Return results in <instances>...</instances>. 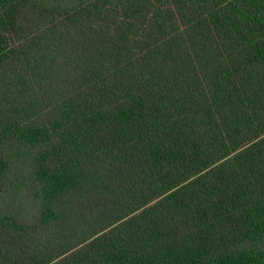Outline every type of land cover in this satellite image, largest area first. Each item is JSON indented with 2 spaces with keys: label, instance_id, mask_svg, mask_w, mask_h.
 <instances>
[{
  "label": "trees",
  "instance_id": "1",
  "mask_svg": "<svg viewBox=\"0 0 264 264\" xmlns=\"http://www.w3.org/2000/svg\"><path fill=\"white\" fill-rule=\"evenodd\" d=\"M0 264H264V0H0Z\"/></svg>",
  "mask_w": 264,
  "mask_h": 264
}]
</instances>
